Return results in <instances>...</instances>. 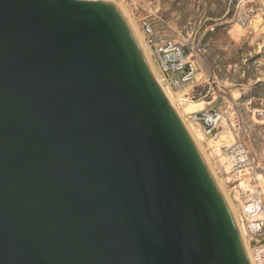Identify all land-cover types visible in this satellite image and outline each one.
<instances>
[{
	"label": "water",
	"instance_id": "water-1",
	"mask_svg": "<svg viewBox=\"0 0 264 264\" xmlns=\"http://www.w3.org/2000/svg\"><path fill=\"white\" fill-rule=\"evenodd\" d=\"M0 264H249L110 1L0 0Z\"/></svg>",
	"mask_w": 264,
	"mask_h": 264
},
{
	"label": "rangeland",
	"instance_id": "rangeland-1",
	"mask_svg": "<svg viewBox=\"0 0 264 264\" xmlns=\"http://www.w3.org/2000/svg\"><path fill=\"white\" fill-rule=\"evenodd\" d=\"M98 1L121 3L140 28L141 21L147 18L159 33L199 50V70L187 84L189 87L173 88L159 67L163 80L176 99L185 95L208 100L211 103L207 108L218 113L231 103L238 117L234 131H240L243 143L264 166V117L256 113L258 109L264 110V0H254L252 5L257 11L247 25L238 19L244 0ZM143 36L146 41L144 33ZM152 58L158 64L154 53ZM199 122L205 127L204 121ZM218 175L229 192L235 191V177ZM240 198L245 201L248 194ZM237 203L240 211L242 203Z\"/></svg>",
	"mask_w": 264,
	"mask_h": 264
},
{
	"label": "built area",
	"instance_id": "built-area-1",
	"mask_svg": "<svg viewBox=\"0 0 264 264\" xmlns=\"http://www.w3.org/2000/svg\"><path fill=\"white\" fill-rule=\"evenodd\" d=\"M253 3L254 0L242 2L238 12V19L242 25L250 23L252 15L257 11L252 5ZM141 27L146 42L169 84L173 88L182 89L186 84L192 82L200 66L199 50H195L187 42H178L173 37L159 33L147 18L141 21ZM208 114H211V118ZM194 115L198 121H204L207 134H212L217 129L218 126L214 119L218 116V112L213 111L210 107ZM226 155L229 166L228 173L231 177L237 179L239 173L244 172L245 169H249L250 173L262 171L264 174V167L260 163L255 164L250 149L241 138L238 137L237 143L226 150ZM221 170L223 173L225 172L223 168ZM225 173V175L228 174ZM240 214L247 231L253 264H264V192H249Z\"/></svg>",
	"mask_w": 264,
	"mask_h": 264
},
{
	"label": "bare ground",
	"instance_id": "bare-ground-1",
	"mask_svg": "<svg viewBox=\"0 0 264 264\" xmlns=\"http://www.w3.org/2000/svg\"><path fill=\"white\" fill-rule=\"evenodd\" d=\"M114 4L125 14L126 18L133 27L137 38L145 52L147 61L149 63L150 69L157 84L159 85V87L171 103L172 107L174 108V110L190 132L215 183L227 199L231 212L237 224L242 242L244 244L249 264H253L249 239L246 235L247 231L244 225V221L242 219V215L240 214V211L238 209L237 202L240 201L242 203L241 206H243L245 204V201L241 200L240 198L242 194L246 195L249 192L254 191L264 192V174L261 173L262 171H260L259 173L258 171L250 173L249 169H245L244 172L242 171L241 173H239L238 178L235 179L237 185L233 188L235 189V191L233 192H229L227 190L225 182L218 175L221 173L224 174L225 172H229L226 150H228L230 147L234 146L237 143L238 137L241 138L240 131H234V127L238 126V117H236L235 112L232 110V104L229 103V105H227L226 109L222 113H218V116L214 119L218 126L217 129L212 134H207L205 127H202L200 122L195 118L194 114L207 109V105H209L211 101L203 99L194 100L185 95L176 99L174 96V92L170 90V88L166 85L165 81L163 80V77L161 76V73L159 71V66L155 62L156 60L152 58L153 53L150 47L148 46L147 42L144 40V31L142 30V27L140 28L138 26V23L130 17L126 6L121 3ZM187 86L189 87V85ZM256 111L257 114H261L262 117H264V110L258 109ZM188 115H190V117H187ZM208 115L209 118H211V114ZM253 159L255 164L260 163L254 157ZM220 167L223 168V170L225 171L224 173L222 172ZM226 176L227 178L231 179L229 173Z\"/></svg>",
	"mask_w": 264,
	"mask_h": 264
}]
</instances>
